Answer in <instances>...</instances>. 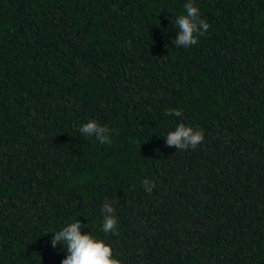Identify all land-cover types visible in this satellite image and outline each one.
Instances as JSON below:
<instances>
[{
  "label": "trees",
  "instance_id": "16d2710c",
  "mask_svg": "<svg viewBox=\"0 0 264 264\" xmlns=\"http://www.w3.org/2000/svg\"><path fill=\"white\" fill-rule=\"evenodd\" d=\"M187 2L0 0V264H62L77 220L122 264H264V0H192L177 47Z\"/></svg>",
  "mask_w": 264,
  "mask_h": 264
},
{
  "label": "clouds",
  "instance_id": "9594fccd",
  "mask_svg": "<svg viewBox=\"0 0 264 264\" xmlns=\"http://www.w3.org/2000/svg\"><path fill=\"white\" fill-rule=\"evenodd\" d=\"M186 14L180 15L174 22L179 29L173 43L175 46L189 47L197 43L198 36L204 35L209 29V24L201 19L198 7L194 5L192 0L184 5ZM165 115L182 116L179 110L166 112ZM79 131L84 136H95L100 143L109 144L110 129L102 126L95 120L85 123ZM204 139L202 130H194L190 126H186L183 122L179 123L175 130L170 131L166 135V146H175L179 150H186L189 147H197ZM146 191L151 192L154 184L148 180L143 181ZM115 208L111 201H106L103 205V226L102 230L105 234L117 233V218ZM83 223L81 220L71 222L64 226L62 230L55 232L52 237V246L56 247L63 244L68 255L62 264H122V261L114 258L113 248L105 240L97 238L92 234L82 232Z\"/></svg>",
  "mask_w": 264,
  "mask_h": 264
}]
</instances>
